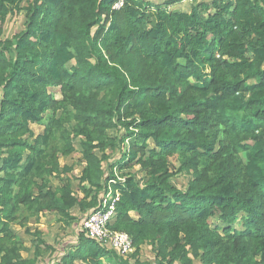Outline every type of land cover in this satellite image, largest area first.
<instances>
[{"label": "trees", "instance_id": "trees-1", "mask_svg": "<svg viewBox=\"0 0 264 264\" xmlns=\"http://www.w3.org/2000/svg\"><path fill=\"white\" fill-rule=\"evenodd\" d=\"M176 1L0 0V264H264V0ZM76 151L78 176L60 163ZM108 193L129 255L84 227ZM45 212L81 219L47 263L41 232L27 258L12 228Z\"/></svg>", "mask_w": 264, "mask_h": 264}, {"label": "rangeland", "instance_id": "rangeland-1", "mask_svg": "<svg viewBox=\"0 0 264 264\" xmlns=\"http://www.w3.org/2000/svg\"><path fill=\"white\" fill-rule=\"evenodd\" d=\"M151 2H160V1H163V0H149ZM192 1H196V0H177L173 6H171L172 9H190V5L192 3ZM25 5L24 2L21 3V7ZM24 21H25V15H24V11L23 10H14L12 13H10L6 20L4 21V23L2 24V28H3V36L2 38H10L12 37L14 34L18 33L19 31H21L24 27ZM71 63H69L68 65L70 66ZM204 73H205V76H208V73L209 71L207 70H204ZM55 93V96L56 97H59V93L57 92V90L54 91ZM31 127L33 129V131L37 134V133H40L43 129V125H39V124H31ZM111 135H115V131H112L110 133ZM150 147H153L154 146V143H152L151 141L148 143ZM125 146H122V148L120 147L119 148V152L118 151H115L113 153H111V157L109 160H112V159H115L116 160L118 158H120V156L123 154V152L125 151ZM80 152L79 151H76V152H73L72 154H70L69 156H65L63 158V161L62 162H65V163H68L70 164L71 166H73V169H72V174H74L75 176H78L80 173H81V170H82V164L83 162H81V156H80ZM62 160V159H61ZM174 164H175V167L177 166V164L175 163V160L174 158L170 159ZM132 169L135 170L137 172V174H139V176H144L145 174L139 169V167L137 165H132ZM107 167V166H106ZM116 174L118 176H120V172L118 171V169H116ZM188 180H189V174L187 173H182V174H176L173 178H172V183H174L175 185H177L179 188L181 189H184L186 186H187V183H188ZM58 183V181L56 179H52V185L55 186L56 184ZM73 188H74V191L75 190H79L78 189V182H77V179H74L73 178ZM76 213V209H73L72 210V214L78 216L79 213L77 212ZM44 214V213H43ZM41 215L40 217L44 216V215ZM55 214V213H54ZM56 215V214H55ZM45 217V216H44ZM57 217V215H56ZM80 220L79 219L77 222H73L72 225H65V223L63 224L62 222H59L57 221V218L54 219V221L52 223H49L51 224L49 227L50 228H54V237H53V244H50L52 243L51 241L49 242H46L48 245H50L52 248H53V251H50V250H47L43 253L42 255V258H44L43 261H45L46 263L47 262H50L53 257L52 256H57V255H60L62 254V251L63 250H66L67 248H69L71 245L74 244V241L76 239V236H77V233H78V230L79 228L81 227L80 226ZM85 219H83V222H84ZM33 219H31L29 222H28V226H29V230L31 231V233H27L25 230H24V227H21L19 226L18 224H13L12 225V228L14 230H16L17 232H20V236H24L26 235V241L25 242V246L27 247V250L26 251H23V252H27L28 251V248L30 249V247H33L34 245V241L35 240H32V237L35 236L33 235L32 233H34V231H36V227H34V222H32ZM82 222V224H83ZM217 224V221L216 219H212L211 220V225L212 226H215ZM239 225V221L238 223L236 224H233L234 227H238ZM24 230V231H23ZM24 233V234H22ZM31 244L30 246L28 244ZM22 252V253H23ZM151 251L149 250L148 247H141V258L142 259H149L150 253ZM52 257V258H51ZM152 258V257H151ZM177 264V263H176ZM195 264H200L198 261H195Z\"/></svg>", "mask_w": 264, "mask_h": 264}, {"label": "built area", "instance_id": "built-area-1", "mask_svg": "<svg viewBox=\"0 0 264 264\" xmlns=\"http://www.w3.org/2000/svg\"><path fill=\"white\" fill-rule=\"evenodd\" d=\"M118 5L120 3L116 4ZM117 199L118 194L115 197H111V193L106 194L101 208L84 221V227L91 237L109 244L123 255H129L134 251L130 236L125 232L111 231L106 226L114 214V203Z\"/></svg>", "mask_w": 264, "mask_h": 264}, {"label": "crops", "instance_id": "crops-1", "mask_svg": "<svg viewBox=\"0 0 264 264\" xmlns=\"http://www.w3.org/2000/svg\"><path fill=\"white\" fill-rule=\"evenodd\" d=\"M184 11H188L189 9H183ZM81 156V155H80ZM63 158H64V156H60V163H61V165H67V166H71L70 164H68V163H65V162H62L63 161ZM62 159V160H61ZM81 162H83V164H82V167H83V165L85 164V161L82 159V157H81ZM68 175L69 176H71L72 174L71 173H68ZM72 182V185H73V180L71 181ZM78 182V181H77ZM74 189V188H73ZM78 195H80V196H82V194L78 191V193H77ZM77 210H76V213L75 214H77ZM132 214V216H134V213H131ZM44 216H42V217H40L38 220L36 219V218H33V221L32 222H34V227H36V231H40L41 232V238L42 239H44L46 242H49V241H51L52 243H50V244H53L54 242H53V235H54V228H50L49 226L51 225V224H49V223H52L53 221H54V219H56L57 217H56V215L53 213V212H45L44 214H43ZM135 217V216H134ZM220 221H219V219L217 220V223H219ZM30 223V222H29ZM236 223H238V222H236ZM236 223H234V224H236ZM27 227L29 228V226L27 225ZM234 227V226H233ZM234 228H237V227H234ZM26 229V227H24V230ZM23 230V231H24ZM15 232H16V234L22 239V241L24 242V241H26V235H24V236H20V232H17L16 230H14ZM22 234H24V233H22ZM32 240H36V236H33L32 237ZM24 244H25V242H24ZM29 246L31 245L30 243L28 244ZM41 246H43V245H41ZM142 247H148L149 248V246L148 245H143ZM34 250H35V246L33 245V247H30V249L28 248V251L27 252H23L22 253V255L24 256V257H27V258H30V257H32L33 256V254H34ZM149 255H150V257H152L153 258V253L152 252H150L149 253ZM195 261H198V260H194V264H195ZM199 262V261H198Z\"/></svg>", "mask_w": 264, "mask_h": 264}]
</instances>
